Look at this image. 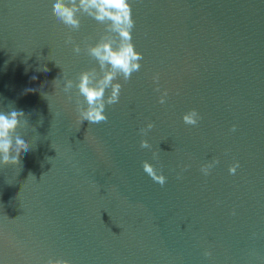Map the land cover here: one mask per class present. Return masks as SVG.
Returning a JSON list of instances; mask_svg holds the SVG:
<instances>
[{"label":"water","instance_id":"water-1","mask_svg":"<svg viewBox=\"0 0 264 264\" xmlns=\"http://www.w3.org/2000/svg\"><path fill=\"white\" fill-rule=\"evenodd\" d=\"M129 3L141 68L115 81L119 102L106 106V122L80 124L76 89L65 94L60 78L76 81L98 66L65 40L70 35L83 49L103 26L81 15L79 30L69 29L53 15L52 0H0V111L24 112L17 131L29 142L18 164L0 171L264 202V0ZM192 109L201 117L195 126L182 120ZM148 123L154 127L142 135ZM213 159L219 162L205 176L201 165ZM144 161L166 177L163 186L143 171Z\"/></svg>","mask_w":264,"mask_h":264},{"label":"clouds","instance_id":"clouds-1","mask_svg":"<svg viewBox=\"0 0 264 264\" xmlns=\"http://www.w3.org/2000/svg\"><path fill=\"white\" fill-rule=\"evenodd\" d=\"M52 13L58 21L74 31L80 28L81 15H87L103 26V32L96 42L86 43L83 49L70 35L65 40L66 44L72 45L75 54L85 51L96 62L98 70L95 67L82 70L78 73L76 81L63 75L60 79L63 80L65 94H69L73 88L76 89L75 105L80 124L85 121L88 124L106 122L108 119L105 114L106 106L119 102L122 85L115 81L120 77L125 82L128 81L134 72L140 70L139 62L143 59L142 54L135 50L132 43L135 21L132 18L129 0H52ZM41 70L48 71L45 66H42ZM152 79L158 85L159 74H154ZM56 81L53 82L55 87ZM155 90L160 92L159 87ZM167 95V90L161 92L160 104L165 103ZM67 98L71 101L73 96L68 95ZM23 117L25 114L22 110L13 108L9 111H0V165H16L19 163L21 152L29 151V142L24 133L17 131ZM200 118L195 109L189 110L182 116L183 122L192 126L197 125ZM153 127L152 123H148L146 128L140 129V133L146 134ZM231 130L235 131L236 126L233 125ZM140 147L150 149L151 145L147 140L141 139ZM153 159H156L155 152ZM218 162L213 159L210 163L201 165L200 171L207 176ZM238 167V162L230 165L229 173L235 174ZM142 169L155 183L161 186L166 183V177L148 161L142 162ZM203 255L209 257L211 253L205 251ZM46 264H69V262L65 259L49 258Z\"/></svg>","mask_w":264,"mask_h":264}]
</instances>
